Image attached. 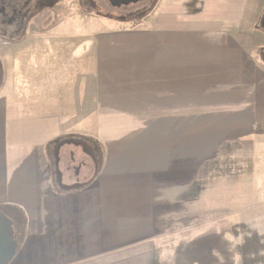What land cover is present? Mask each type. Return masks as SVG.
<instances>
[{
    "label": "crops",
    "instance_id": "obj_1",
    "mask_svg": "<svg viewBox=\"0 0 264 264\" xmlns=\"http://www.w3.org/2000/svg\"><path fill=\"white\" fill-rule=\"evenodd\" d=\"M170 2L177 8L161 11L159 25L118 44L141 58V74L134 76L123 59L121 71L104 75L101 51L92 85L84 65L75 67L80 74L55 76L50 87L47 79L29 86L39 98L55 97L46 106L32 94L10 97L2 79L0 211L11 221V208L22 211L26 220L23 248L11 264H154L155 245L169 236L188 242L184 249L212 242L195 234L189 240L176 226L185 218L196 232L200 209L215 210V194L222 193L220 180L211 179L217 170L241 168L233 163L244 159L256 167L237 185L254 202L232 206L221 198L229 205L217 208L241 219L229 236L233 263L264 264V72L248 84L221 85L217 67L239 62L237 49L214 40L216 31H184L178 6L195 4L186 17L203 22L202 12L211 14L199 10L210 2ZM87 113L94 114V138L86 134ZM189 209L196 215L183 217ZM172 225L179 234L168 231Z\"/></svg>",
    "mask_w": 264,
    "mask_h": 264
},
{
    "label": "rangeland",
    "instance_id": "obj_2",
    "mask_svg": "<svg viewBox=\"0 0 264 264\" xmlns=\"http://www.w3.org/2000/svg\"><path fill=\"white\" fill-rule=\"evenodd\" d=\"M160 1L161 3H158ZM166 1L143 0L133 5L112 8L107 0H49L47 7H44L46 9L42 11V15L27 25L24 34L11 37L12 40H17V43L6 40H2L3 43H1L0 41V70L2 71L0 83L3 79L4 88L7 91L10 88V94H8L10 97H13L18 91L19 96L23 94L24 97H29L32 94L37 99L29 97L30 99L39 100L38 105L46 106L55 97L39 98L37 95L41 93L37 90L31 92L29 86L35 87L40 81L47 79L50 82L46 84L50 87L56 83L51 82L54 81L55 76L80 74V71H77L75 67L81 68L84 65L87 69L88 85H92L91 76L96 73V58L101 51L103 57L106 58L103 60L104 68L107 70L104 75L110 77V73L121 71L123 67L117 69V66L123 59L126 61L125 64L131 67L134 76L141 74L143 68L141 58L138 61L133 53L129 54L124 46L118 44L126 41H138L137 35L141 36L143 26L159 25V22L164 20V18H160L161 11L177 8L172 2L170 5H165ZM208 1L210 2H207L209 3L208 6L202 5L199 14L201 10L210 13L211 17L207 18L204 12L201 14L203 22L208 21L209 23L198 22L196 18L186 17L191 16L190 14L194 10L197 11L198 6L195 4L193 7L188 3L178 4V6H183L180 9L185 15L184 20L182 19L184 31L190 32L198 26L200 32L216 31L214 40L222 39L224 45L229 42L232 48L237 49V51L232 52L236 53V60H239V62L235 61L237 68L235 65L217 67L219 71L217 75L220 76L219 83L223 86L229 85L230 82L237 85L240 83L248 84L249 81L256 78V73H262L259 70L264 72V28L260 25V21L264 17V0ZM158 5L160 6L158 7ZM196 24L199 25L196 26ZM201 27H208L209 30ZM102 45L104 49H102ZM112 59L114 62H111ZM112 64L115 66L110 69ZM243 77L244 80L240 81ZM135 79L138 81L139 78L135 77ZM87 96L89 97L90 94L88 93ZM86 120V134L94 138V114L87 113ZM252 152L255 151L252 150ZM99 156L98 153L97 157ZM85 159L87 171L92 170L93 162L89 160L90 157L87 155L83 158V160ZM244 160L233 163L236 164L235 167L240 166L241 168L217 170L219 176L213 177L211 181L214 180V184H216L220 180L222 193L220 195L215 194L213 204L216 205L215 210L200 209L199 220L195 218L193 221L196 232H192L190 226L184 225L189 222L185 218L181 220L183 225L176 226L179 228V233L185 235L189 240L192 238V234H195L194 239L203 237L204 239H214V241L193 242L184 249L183 247L188 242L177 243L175 242L176 237L169 236L167 240L155 245L158 252L154 258V264H188L183 258L185 256L183 250L198 251L201 249H210L209 253L202 257L203 263L201 264H234L233 242H230L229 236L236 233L238 225L233 224L241 219L238 214L236 215L238 212L223 208L218 209L217 205L230 204L234 206L243 199H247L248 204L254 202L255 195L245 193L246 188L237 185L241 180L248 182L253 173L252 167H256L253 160ZM221 198L229 204H221L220 201H217ZM246 211L244 209V213ZM9 215L12 217L13 225L19 229L16 238L18 243L17 254L23 248L22 227L25 226L26 220L21 217L22 211L12 208ZM195 215V211L192 212L189 209L184 211L183 217ZM168 228L171 234H179L175 233V226L172 225ZM216 248L221 250L213 251ZM192 257L193 261L201 262L197 255H192ZM13 259L9 264L13 262Z\"/></svg>",
    "mask_w": 264,
    "mask_h": 264
},
{
    "label": "flooded vegetation",
    "instance_id": "obj_3",
    "mask_svg": "<svg viewBox=\"0 0 264 264\" xmlns=\"http://www.w3.org/2000/svg\"><path fill=\"white\" fill-rule=\"evenodd\" d=\"M47 3H49V0H0L1 43L5 40L11 43H17L18 41L12 40L11 37L24 34L27 30V25L33 19L42 15V11L46 9L44 7H47ZM108 3L110 2L108 1ZM129 5L133 4H128L126 6ZM119 7L120 6H112V8ZM260 25L264 28V17L260 21ZM1 73L2 71L0 70V75Z\"/></svg>",
    "mask_w": 264,
    "mask_h": 264
},
{
    "label": "water",
    "instance_id": "obj_4",
    "mask_svg": "<svg viewBox=\"0 0 264 264\" xmlns=\"http://www.w3.org/2000/svg\"><path fill=\"white\" fill-rule=\"evenodd\" d=\"M112 6L135 4L143 0H108ZM12 221L0 211V264H9L18 247L17 240L12 232Z\"/></svg>",
    "mask_w": 264,
    "mask_h": 264
},
{
    "label": "trees",
    "instance_id": "obj_5",
    "mask_svg": "<svg viewBox=\"0 0 264 264\" xmlns=\"http://www.w3.org/2000/svg\"><path fill=\"white\" fill-rule=\"evenodd\" d=\"M205 249H201V250H198V251H196V250H187L185 253L186 254H184L185 256L183 257L185 260H186V263H188V264H192V260H193V257H192V255L194 256V255H197L198 256V258H199V260H202V257L200 256V255H202V252L204 251Z\"/></svg>",
    "mask_w": 264,
    "mask_h": 264
}]
</instances>
